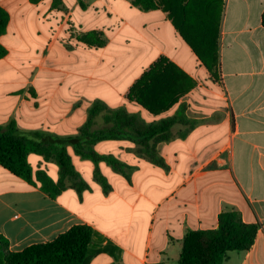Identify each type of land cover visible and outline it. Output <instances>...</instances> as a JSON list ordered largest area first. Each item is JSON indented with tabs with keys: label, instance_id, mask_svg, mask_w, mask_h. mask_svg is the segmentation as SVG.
I'll list each match as a JSON object with an SVG mask.
<instances>
[{
	"label": "crops",
	"instance_id": "0c3cea01",
	"mask_svg": "<svg viewBox=\"0 0 264 264\" xmlns=\"http://www.w3.org/2000/svg\"><path fill=\"white\" fill-rule=\"evenodd\" d=\"M207 5L214 7L210 17L219 16L216 72L161 8L143 11L131 0H0L10 16L0 37L7 50L0 59V126L15 122L24 133L75 137L101 104L106 110L90 131L124 135L93 149L129 166L126 177L82 157L72 143L66 146L77 180H62L58 161L35 153L28 156L31 183L0 166V236L11 252L88 225L97 251L90 264H178L189 231L217 229L222 213L236 211L244 223L258 224V233L249 251L230 253L224 264H264V0H200L189 13L198 25ZM91 32L102 34L103 46L80 39ZM161 57L195 86L152 113L129 94ZM187 85L175 72L170 83L141 87L139 96L157 108ZM165 120H173L168 139L146 142L161 165L139 134ZM39 172L64 188L51 197Z\"/></svg>",
	"mask_w": 264,
	"mask_h": 264
},
{
	"label": "trees",
	"instance_id": "16d2710c",
	"mask_svg": "<svg viewBox=\"0 0 264 264\" xmlns=\"http://www.w3.org/2000/svg\"><path fill=\"white\" fill-rule=\"evenodd\" d=\"M132 3L143 11L163 9L169 13L174 26L178 29L185 41L193 49L197 57L210 70L215 72L219 68V54L217 47V35L219 27L218 19H214V7L206 6V15L200 16V24L189 16L200 0H131ZM222 1V0H221ZM211 13V14H210ZM10 16L7 10L0 6V37L6 32ZM264 25V13L262 15ZM89 45L101 47L105 40L102 34L91 32L80 38ZM88 40H91L89 42ZM7 54L6 48L0 43V59ZM178 73L188 81L187 87L157 108H153L141 100L140 89L149 91V88L170 83L174 73ZM195 86L193 80L182 70L170 62L167 58H159L141 79L131 88L129 98L144 105L152 113H160L166 110L172 103ZM170 87H168L169 89ZM168 89H166L168 91ZM106 110L104 105L96 104L89 110V119L85 126L75 137H53L40 133H24L18 130L15 122L7 126H0V166L10 173L32 182L33 172L28 161L31 153L40 154L47 158H55L60 167L62 180L65 178L78 179L68 154L67 144L72 143L75 151L84 158L94 162H106L112 168L128 177L129 166L121 163L111 155H100L94 151L93 146L100 141L118 140L124 134L117 129L91 132V123L99 113ZM173 120H165L159 127L149 128L139 135L145 147L147 155L157 164L165 165L164 161L156 154V151L146 142L153 139L166 140L169 137V128ZM129 124V120L127 122ZM38 178L43 183V189L55 197L63 188V181L57 185L44 172L38 173ZM96 178L103 186L104 191L110 190L107 179L96 171ZM85 184L78 182V189ZM258 224H246L236 211L224 212L219 217L217 229L189 231L183 239L182 251L178 264H224L228 255L232 252H246L254 245L258 233ZM95 232L91 226L76 225L67 232L59 235L52 242L31 245L20 252H11L8 242L0 236V263L1 264H90L97 251H93V239Z\"/></svg>",
	"mask_w": 264,
	"mask_h": 264
},
{
	"label": "rangeland",
	"instance_id": "374dc122",
	"mask_svg": "<svg viewBox=\"0 0 264 264\" xmlns=\"http://www.w3.org/2000/svg\"><path fill=\"white\" fill-rule=\"evenodd\" d=\"M37 42H38V39L36 40ZM37 53H38V48L36 47V48H32L31 49V56L32 57H37ZM34 62H32L31 64H33ZM31 71H33V73H37V75H38V69L37 68H31ZM84 170H86L87 171V168L86 167H84Z\"/></svg>",
	"mask_w": 264,
	"mask_h": 264
}]
</instances>
